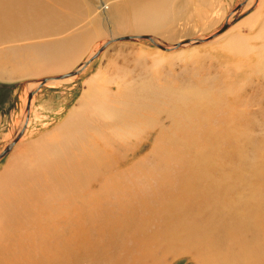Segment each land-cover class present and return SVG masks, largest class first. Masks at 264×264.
Returning <instances> with one entry per match:
<instances>
[{
	"label": "rangeland",
	"instance_id": "rangeland-1",
	"mask_svg": "<svg viewBox=\"0 0 264 264\" xmlns=\"http://www.w3.org/2000/svg\"><path fill=\"white\" fill-rule=\"evenodd\" d=\"M47 1L52 3V8L55 11L57 9L56 12H59L58 15L62 16V20L66 19L65 21H67L68 19L66 23L59 21L57 23L58 26L54 24V26L51 25L50 28L48 27L47 31L45 30V34L44 32H41L42 34L40 33V35L36 34L34 36V34H31L30 36L28 32L33 33L35 29L33 30L31 27H27L25 29L27 30L25 34H28L27 37L25 34H23L24 38L22 35L19 37L17 34L12 32H8L6 35L10 36L9 38L11 40L0 37V151L19 131L24 119L28 91L32 88H30V85L42 77H52L75 69L81 62L85 61L86 58H88L90 54L95 51V49H98L108 37L147 33L158 39L157 41H159V43H169L171 45L191 37L202 38L208 36L220 28L229 13L232 11L236 12L229 21V26L232 27V29H230L228 33H224L226 31H222L220 33L221 36L216 35L204 42L196 43L189 47L187 46V48H185L182 52L180 50H175V52L161 50L154 46L148 39H142L139 41H115L108 45L77 76L69 79L68 81H62L56 84H43L40 86L38 91L35 92L30 105V116L24 135L14 145V147L11 148L12 150L0 159V192H4L0 193V201H2V203L5 205V208H1L2 211H0V239L2 240L3 237L6 238H4L5 240L3 239L5 242L0 240V245L2 246L4 243L5 247V245H9L11 243L10 246L15 247V245H19L17 242L18 236L16 235L25 231L27 233V230H31L32 228V231L35 232L37 229L36 226H34L35 222L37 223L39 221L41 225L43 222L44 225L48 222V219H50L52 216H56V214L63 216L69 211L77 212L79 210L80 215L82 214L81 216L85 218H83V220L77 218V225L81 231L79 235L81 238H83L81 241L87 243H84L85 247L83 249L88 250V253L99 255V260L102 264L107 263L111 259L110 257H112L109 254L115 253L117 250L118 253H122L124 250L128 253V255L131 251L130 256L133 255V259L135 256L137 257V255H141L139 252H137L140 251V246L134 242H145V239L148 240L147 235L151 236V238L154 236L159 238V242L156 240H151L150 238L149 241H147L148 244L145 243V246L148 245V247L145 249V255L148 254L149 256H153V259L156 258L157 260L160 258V261L158 260L159 263L195 264V262L190 259V255L192 256V254H195V251L198 252V249L200 251L199 253L201 254L198 255L199 253H196V256L198 255V258L202 257L203 260H200L203 263H207L204 262L203 257L207 256V252L209 253L211 250H214L211 246L206 247L208 251L204 248L202 249L205 251H202L200 248H188L184 247L182 241H177L171 237L173 234V229H175L174 224L176 225V222L179 221L178 217L182 213L179 209L183 208L185 202L178 201L170 208L165 206L162 208V198L158 194L153 193V188L157 187L156 179L164 174L167 177H165V180H168L171 183L176 182L178 186V180H176L175 176L176 171H174V162L178 164L182 162V160H176L177 157L174 156V152L180 150L182 156L189 155L190 157L194 155L193 152H197L199 150L198 148H201V146L203 149L204 140L196 135V128L199 127V130L204 128L205 122H207L208 126L206 131L211 132L220 131L221 129L235 131L234 129L236 128L235 132L238 134L240 133L239 137L242 138V140L239 138L238 141L243 146L241 158L240 154L237 153L235 154L236 156L222 157L220 155V158L217 157L215 159L214 151H207L206 149L208 148L206 147V149L203 150L206 154V158L211 163L210 168L215 165L217 171L219 169V172L225 171V173L222 175L226 174V177L228 176L225 185L226 187L223 188L222 192L213 189L211 195L222 194L223 197L230 199V197L233 195L235 196L237 191L242 192L241 188L244 187L245 183L253 181L258 186L261 181L264 180V0H168V2L165 3V7L162 9V12H160V14H164L163 16L166 18V21L163 23L160 30H154L149 27H145L142 30H134L131 25H126V29L123 27L120 34H116L120 28L113 18L111 11L112 5H114L116 2H123V4L127 6V9H130L128 10L129 14H126V21L132 22L139 15V11L137 9H132L130 4L127 5L125 0H79L78 6L75 5L73 9L64 8L63 6L54 3L52 0ZM239 3H242V5L236 8ZM60 7L62 10L60 9L59 11ZM64 9L65 11H63ZM145 11L142 13L143 19L145 18L148 23L154 24L155 20L152 18V13H154V10L149 13L150 10L148 9L147 12L149 14ZM229 26L227 28H229ZM52 27L54 30H51L53 29ZM237 31L240 32L241 37H237L233 34ZM9 34H11L12 37ZM251 35L255 36L252 44L259 47L260 54L258 52H254L252 53L254 56H251L244 61L242 59L240 64L237 65L239 61L231 59V46L233 45V47L237 49L235 42H241L240 48L244 50L247 47V43L252 38ZM249 36L250 38H248ZM14 37L15 40L12 39ZM25 37L27 39H25ZM3 39L7 43H5ZM56 41L57 43H60L59 47L57 46ZM227 43H230L231 46L227 45ZM155 59H160V64L158 63L156 65L153 63ZM97 73H99L100 76L92 79ZM88 84H92V86H95V88L97 85H101V93L106 92V94H103V98L105 99L102 98V100L98 101L97 104L102 108L103 111L110 110V116L115 117V119L111 120L110 122L109 131L112 127L119 128V126L125 124L126 129L128 128L129 131L128 134H131V137H126L124 140L112 137V134L106 129L99 128L101 124L100 122L98 123L97 120L86 125L80 131L81 135L76 137L71 136V138H69L70 136L68 135L67 139L66 132L64 133V131L59 130L62 128L64 121L68 120L67 117L70 110L77 106L81 99L80 97L83 94V91L88 87ZM183 92L185 94L190 92L204 94L205 96H208V103L210 105L204 104V107L200 103L197 105H194L193 103L181 105L178 104L179 102H177V105H175L176 102L174 101L173 97L177 93H179V95L184 94ZM172 105L175 107V110L172 111V113H169L168 110ZM202 108L206 110L202 111ZM230 114L232 115V118H230ZM213 117H217V120ZM223 118H227L228 120H224ZM67 122L69 124V121ZM199 124H203V127ZM232 124L238 125L235 127L236 125ZM91 125L95 126L90 130L89 126ZM123 126L120 128H122L124 131L125 129ZM162 128H168L170 130V133L173 136L172 142L160 136L159 133L160 129L162 130ZM178 131L181 132L179 133ZM86 133H93L94 135H91L92 137H90L87 136ZM156 134L157 136L159 135L158 138L160 140L156 137ZM200 134H202V130ZM59 135H63V137ZM44 138H46L47 141H45ZM64 138L65 140H63ZM38 139L43 143L40 147L37 146ZM199 140L200 142H198ZM32 141L34 142L31 143ZM93 141L96 143L98 147L97 149L99 150L97 160L95 154L93 156V154H90L87 149L88 143H91V146L93 149H95ZM187 141L191 144L194 141L195 146L193 145V148L188 150L182 149V142ZM152 142L154 144H152ZM46 143H48L49 146ZM207 143L209 144L210 140L206 141V144ZM78 144L80 147L77 146ZM81 145L84 149L81 147ZM32 146L34 147L32 148ZM150 146H152V149ZM38 148L39 150L40 148H43L45 152L47 151L46 154H43L49 158L46 167L36 168L37 171L34 169V173L29 169H25L22 172L17 171L18 173H16V166L20 167L22 163H33L32 165H34V163L37 164V159L39 156ZM56 150L57 154L55 155V158L49 156L51 153H53V151L56 152ZM81 152L83 154H81ZM110 152L112 155H110ZM17 158H19V161ZM232 164L233 166H231ZM42 165L43 164L41 163L40 166ZM10 167H12V169H9ZM207 171L210 170L208 169ZM26 172H28V174ZM110 173H114V175H111ZM103 174L106 175L105 178ZM107 174L108 176H111L107 177ZM35 176L36 178H31ZM20 177L22 180L19 179ZM117 177H119V180ZM169 177L171 179H169ZM26 179H28L29 183L27 181V183H23ZM105 179L106 181H104ZM120 179L121 182H123V187L120 184ZM219 179L221 178L217 179L215 175L214 177L211 175H205L204 183H216V181ZM49 181H51L50 184L48 183ZM105 182H107V186L105 185ZM116 182L119 184H116ZM22 184H24L23 187ZM29 184H31L33 188L31 185L27 188L26 185L29 186ZM100 184L104 185L100 187ZM13 185L16 186L14 187ZM97 185L100 188L97 187ZM118 185H120V188ZM236 185L240 186L238 187ZM17 186L19 188H17ZM51 186L54 188V190ZM136 186L139 188H136ZM112 187L113 190H111ZM232 187H234L235 190ZM49 188H51L52 191ZM56 188L59 189L60 192L56 191ZM94 188L95 190H93ZM134 188H136L135 191ZM99 189H101V191ZM129 189L134 191V194L132 191H129ZM184 189H186L187 192L192 190V188H190V186L188 187L187 185ZM118 190L120 191V194L118 193ZM122 190L128 191V193L131 192L132 194L129 195L127 192ZM116 191L118 194H116ZM69 192L71 194H69ZM142 192L144 194H148V200L144 199L145 202L142 200L143 197L146 198L147 196H143ZM19 193L22 194L21 197ZM152 193L154 196L150 195ZM115 194L117 196H113ZM135 194L136 197H134ZM36 195H38V197L42 200L37 199ZM120 195L123 196L119 197ZM125 195L127 197H124ZM205 195L206 194H204V196ZM48 196L52 200L49 199ZM132 196V203L130 201L129 202L131 204H129V202L127 203V201L130 200ZM46 197L48 198L46 199ZM156 197L160 199V201L159 199L158 201L161 205L158 203ZM206 197L212 198L213 196L206 195ZM43 198L46 200L44 199V201ZM65 198L68 199L65 200ZM163 198L166 199L168 196L165 194ZM53 199H55V202ZM82 199H84V201H82ZM153 199L154 201L156 200L155 202H157L158 206L155 202H153ZM63 200L66 202L68 201L67 204H65L66 202L64 203ZM89 200H92L93 202ZM121 200L123 202H121ZM203 200L204 199L201 201L204 202L205 200ZM116 201L121 204L119 205ZM149 201L153 202V204ZM24 202L27 203L23 204ZM51 202L54 203V207L52 205H47L49 208L45 206L46 203L51 204ZM69 202H72V204ZM124 202L126 203L125 205ZM146 202H148V204ZM97 203L99 204L97 205ZM150 203L152 206H150ZM144 204L147 205V207ZM194 204V201L188 202V205L190 206H194ZM83 205H87V208H85L86 210L81 207ZM116 205L119 206L116 208ZM129 205L132 206V208ZM100 206L102 213L101 211H98L100 210ZM109 206L113 207L110 208ZM153 206L156 207L154 208ZM73 207L74 209H71ZM148 207H150V210H148ZM158 207H160L163 211H161V209ZM53 208L55 209L54 212ZM106 208L110 209L105 210ZM140 208L143 209V213L141 212L142 209ZM151 208H154L155 212L151 211ZM88 209H90L91 212L87 211ZM128 209L130 210L128 211ZM131 209L134 210V212L131 211ZM145 209H147V212ZM92 210L94 214H92ZM121 210L123 211L120 213L119 211ZM112 211L113 213H111ZM79 213L77 214L79 215ZM116 214L119 216H115ZM149 215L151 218H148ZM28 216L31 217L33 222ZM15 217L17 218L16 220L14 219ZM26 217L28 219H26ZM166 217H168V219ZM173 217L176 220H173ZM163 218L166 220H163ZM119 219L122 221L118 222ZM185 219L191 220L193 218L190 215H186ZM102 220L104 222H102ZM131 221L133 223L128 224V222ZM141 221L144 223H141ZM159 221L162 222L160 225ZM186 221L190 222L188 220ZM191 221L193 222L194 220ZM17 223L21 225H18ZM113 223L115 224L113 225ZM56 224L57 226L55 227V231L59 233L64 226L62 219L59 220V222H56ZM101 224L104 226H101ZM139 224H143L144 226L141 227ZM115 225L116 228L114 227ZM131 225H133L135 229L138 228V230H141L142 232L134 230ZM82 226L84 227L83 229H81ZM163 226L165 227L163 228ZM30 227L32 228L30 229ZM129 229L133 231H130ZM157 229L161 230L158 231ZM151 230L153 232L156 231L157 233H153ZM47 231L48 230L44 231L43 233V236H45H42L44 240L47 237ZM147 231H150L151 234H147ZM131 232H134L132 235L134 234L133 237L135 238H139V236L143 238L144 235L143 241H141V238L137 239L138 241L136 239L134 240ZM3 234L4 236H2ZM94 234L95 236H92ZM106 236L109 237V241L107 240ZM116 236L118 237V240L116 239ZM8 239L9 241H7ZM10 239H12V241ZM6 241L7 243L9 242V244H7ZM19 241L20 244H22L21 242H23V240L21 241L19 238ZM175 244L176 246H174ZM69 247L73 249L71 245L67 244V248ZM91 247L96 251L91 250ZM149 247H151V250H149ZM170 247H173V250ZM67 248L65 250L69 252L70 249ZM129 248L133 249L129 251ZM236 248L238 249L240 246L237 245ZM157 250L158 253L156 252ZM182 252H184V254ZM78 255L83 254L81 253ZM145 255L142 254L139 256V259L137 257V260H140L141 264H145L142 261ZM76 257L77 260H80L78 263L88 260L81 259L82 256L76 255ZM257 259L258 260L255 261V263H263L261 258ZM129 260L131 261L130 257ZM137 260H135V262H137Z\"/></svg>",
	"mask_w": 264,
	"mask_h": 264
},
{
	"label": "bare ground",
	"instance_id": "bare-ground-1",
	"mask_svg": "<svg viewBox=\"0 0 264 264\" xmlns=\"http://www.w3.org/2000/svg\"><path fill=\"white\" fill-rule=\"evenodd\" d=\"M54 1V3L56 4H59L61 6H63L64 8H70V9H73L75 7V5L78 6L79 4V0H52ZM182 1V0H181ZM125 2H127V5L130 4V7L132 9H137L139 11V15L137 18H135L132 22H129V21H126V14L128 15L129 14V11L130 9H127V6L123 4V2H120V3H115L114 5H112L111 7V11H112V15H113V18L114 20L117 22V24L119 25V30L117 31L116 34H120V32L122 31L123 27L125 28L126 25H131L132 28H134V30H142L143 28L145 27H149L151 29H154V30H160L161 29V26L163 25V23L166 21L165 19V16H163L164 14H160V12H162V9L165 7V3L168 2V0H125ZM248 3V1H247ZM61 7L59 8V11H60ZM146 9V11H145ZM150 10L149 13H151L153 10L154 13H152V18L155 20L154 24H150L148 23L145 18L143 19L142 17V13L143 11L147 12V10ZM62 10V9H61ZM57 11V9H56ZM53 8H52V3L48 2L47 0H0V37H4V39H10L9 37L10 36H6L7 33L9 32H12V33H15L17 34L19 37L20 35H22V37L24 36L23 34H25V32L27 30H25L27 27H31L33 28V30L35 29V31L32 32H28L29 35L31 36V34L34 36L36 34H39L41 32H44V34L46 33L48 27L50 28V26H54V25H57V23L59 21H62L64 23H66L68 21H65V20H62V16H59V12L57 13ZM65 11V9L63 10ZM62 12V11H61ZM60 12V13H61ZM236 11H232L231 13H229V15L227 16L226 20L227 21H230L231 20V17L234 15ZM238 12V11H237ZM148 13V12H147ZM148 13V14H149ZM157 13V14H155ZM67 14V13H66ZM61 15V14H60ZM68 15V14H67ZM144 15V14H143ZM64 16V14H63ZM145 16V15H144ZM69 17V16H68ZM67 17V18H68ZM54 24V25H53ZM68 24V23H67ZM62 25V24H61ZM58 26V25H57ZM61 27V26H60ZM53 28V27H52ZM58 28V27H57ZM62 28V27H61ZM126 29V28H125ZM129 29V28H128ZM230 29H232V27L229 26V28L225 29L224 33H228L230 31ZM46 30V31H45ZM51 30H54L51 29ZM56 31V29H55ZM51 32V31H50ZM49 33V32H48ZM52 33V32H51ZM54 33V32H53ZM223 33V34H224ZM42 34V33H41ZM50 34V33H49ZM143 34H147V33H143ZM235 36L237 37H241V34L239 31L237 32H234L233 33ZM11 35V34H9ZM26 35V34H25ZM28 35V34H27ZM26 35V37H27ZM114 35V34H113ZM128 35H132V34H128ZM133 35H136V34H133ZM137 35H142V34H137ZM220 35V34H218ZM14 36V34H13ZM16 36V35H15ZM29 36V37H30ZM44 36V35H43ZM47 36V35H46ZM119 36H122V35H118L116 37H108L106 40L108 39H114V38H117ZM170 36V35H169ZM221 36V35H220ZM252 36V35H251ZM12 37V35H11ZM25 37V39H27ZM152 39L154 38L155 40V43L152 44L154 46H156L157 48L161 49V50H164V51H183L185 48H187V46H191V45H194L196 44L195 42L199 39V37H191V38H187L183 41H179V42H176L174 44H169V43H165V44H162L161 42L159 43V41H157L158 39H156L153 35L151 36ZM219 37V36H218ZM17 38V36H16ZM24 38V37H23ZM204 38V37H202ZM250 38V36L248 37ZM255 38V36H252V38L250 39V41L247 43V47L242 50L240 47L241 45V42H235V45L237 47V49H235L233 47V45L231 46L230 43H227V45H230L231 48H232V52H231V59L232 60H238L239 63L237 65L240 64V61L243 59L246 60L248 58H250L251 56H254V54L252 53H256L259 52V47L252 44L253 43V39ZM3 39V40H4ZM13 40H15V37L12 38ZM66 39V38H64ZM64 39H61V40H64ZM71 39V38H70ZM11 40V39H10ZM67 40V39H66ZM139 40H142V39H137V40H133V39H129V40H119V41H139ZM32 41V40H31ZM60 41V40H59ZM2 42V41H1ZM5 42V40H4ZM9 42V41H8ZM19 42V41H18ZM72 42V40H71ZM105 42V41H104ZM103 42V43H104ZM7 43V42H5ZM13 43V42H12ZM57 43V41H56ZM102 43V44H103ZM111 43L113 42H110L106 45V47L108 45H110ZM53 44V42H52ZM55 44V43H54ZM177 44H181L180 47H176ZM11 45V44H10ZM9 45V46H10ZM51 45V44H50ZM63 45V44H61ZM8 46V47H9ZM57 46L59 47L60 46V43H57ZM161 46V47H160ZM105 47V48H106ZM162 47H165V49H163ZM52 48V47H51ZM104 48V49H105ZM183 48V49H181ZM6 49V48H5ZM103 49V50H104ZM102 50V51H103ZM192 50V49H191ZM97 51V49H95V51L93 53H95ZM100 51L98 53V55L102 52ZM53 52V51H52ZM141 52V51H140ZM162 52V51H161ZM180 52V53H181ZM92 53V54H93ZM3 54V53H2ZM90 54V56L92 55ZM4 55V54H3ZM262 55V54H261ZM264 55V54H263ZM262 55V56H263ZM53 56V55H52ZM89 56V57H90ZM88 57V58H89ZM86 58V60L88 59ZM96 58V57H95ZM94 58V59H95ZM158 58V57H157ZM85 60V61H86ZM258 60V59H257ZM92 61V60H91ZM90 61V62H91ZM160 59H155L153 63H155L156 65L159 63L160 64ZM242 61V63H243ZM84 62V61H83ZM83 62H81L75 69H80L79 73L84 70L86 68V66L90 63H88L87 65H82ZM246 62V61H245ZM237 63V62H236ZM235 63V64H236ZM238 67V66H236ZM73 70V69H72ZM71 71V70H70ZM69 72V71H67ZM79 73L77 74H74V75H71V76H68L66 78H63V79H48L46 81L45 84H56V83H60L62 81H68L69 79L77 76ZM62 74V73H61ZM98 76H100L99 73H97L92 79H95L97 78ZM54 77V76H52ZM42 78H45V77H42ZM41 78V79H42ZM48 78H51V77H48ZM39 79L38 81H36L35 83L31 84L30 85V90L34 89L38 84H39V81L41 80ZM100 79V78H99ZM98 80V79H97ZM94 81V80H93ZM95 82V81H94ZM99 82V81H98ZM114 82V80H113ZM115 83V82H114ZM119 87V86H118ZM101 88L102 86L101 85H97L96 88L95 86H92V84H88V87L83 91V94L81 95V99L80 101L78 102L77 106L73 107L69 114H68V117L66 121H64V123L62 124V128H60L59 130L61 131H64V133L66 132L67 134V139H68V135L70 136L69 138H71V136H79L81 135L80 134V131L88 124H91L92 122L94 121H98V123L100 122L101 126H104V127H101L99 126V128H104L106 129L109 133L112 134V137H116V138H119V139H126V137H131V134H128L129 131H128V128L126 129V125L125 124H122L121 126H123V128L125 129L123 131L122 128H120L121 126H119V128H114L112 127L109 131V125H110V122L111 120H114L115 117L113 116H110V110L109 111H103L102 108L97 104L98 101L102 100V98L104 97L103 94H106V92H103L101 93ZM121 88V87H120ZM117 89V88H116ZM29 90V91H30ZM119 90V88H118ZM28 91V92H29ZM38 91V90H37ZM168 91V90H167ZM124 93V92H123ZM184 93V92H183ZM35 94V93H34ZM34 94L31 96L30 98V105H31V102H32V99H33V96ZM117 94V92H116ZM133 94V93H132ZM173 94V93H172ZM127 95V94H126ZM125 95V96H126ZM170 95V94H168ZM106 96V95H105ZM139 96V95H138ZM168 97V96H167ZM173 97V96H172ZM174 101L176 102L175 105H177V102H179L178 104H181V105H184L186 103H193L194 105H197L198 103H200L203 107H204V104L208 105V101H209V98L208 96H205L204 94H200L198 92H190V93H187V94H180L177 93L174 97ZM105 99V98H103ZM27 101V100H26ZM105 101V100H104ZM173 101V102H174ZM211 102V101H210ZM216 102V101H215ZM213 104V103H212ZM215 104V103H214ZM30 105H29V116H30ZM108 105V104H107ZM106 105V106H107ZM210 105V104H209ZM260 105V104H259ZM26 106V104H25ZM151 106V105H150ZM191 106V105H190ZM219 106V105H218ZM180 107V105H179ZM182 107V106H181ZM198 107V106H197ZM209 107V106H208ZM212 107V106H211ZM210 107V109H211ZM101 108V109H100ZM190 108V107H189ZM214 108V107H213ZM212 108V109H213ZM259 108V107H258ZM168 110V109H167ZM175 110V107L172 105L168 112L169 113H172V111ZM203 110H206V109H203L202 108V111ZM209 110V108H208ZM231 110V109H229ZM201 111V110H200ZM201 111V112H202ZM190 112V111H189ZM199 112V110H198ZM26 113V111H25ZM211 113V112H210ZM116 114V113H115ZM212 114V113H211ZM229 114V113H228ZM204 115V114H203ZM227 115V114H226ZM231 115V114H230ZM29 116H28V119H27V122H26V126L28 124V120H29ZM207 116V115H206ZM228 116V115H227ZM183 117V116H182ZM229 117V116H228ZM77 118V119H75ZM179 118V117H178ZM190 118V117H189ZM214 119H216L215 117H213ZM222 118V117H221ZM225 118V117H224ZM223 118V119H224ZM232 118V115L231 117ZM66 119V118H65ZM172 119V118H171ZM182 119V118H181ZM227 119V118H226ZM224 119V120H226ZM24 120H25V114H24V119L22 121V124L20 126V128L23 126L24 124ZM87 120V121H86ZM91 120V121H90ZM174 120V119H173ZM217 120V119H216ZM221 120V119H219ZM228 120V119H227ZM69 121V124L68 122ZM176 121V120H175ZM233 121V120H232ZM89 122V123H88ZM205 122V121H204ZM202 122V123H204ZM219 122V121H218ZM224 122V121H223ZM228 122V121H227ZM120 123V122H119ZM240 123V122H239ZM118 124V123H117ZM205 124V127L204 128H201L200 130L198 128H196V135H198L199 137H201V139L204 140V146H203V149H202V146L201 148H198L199 150L201 151H197V152H193L194 155L190 156H182V154L180 153V150H177V152L175 153L174 152V156L177 157L176 160H182V162L180 163H176L174 162V171H176V180H178V186L176 184V182L174 183H171L170 181L168 180H165L167 177L166 175H161L159 176L158 179H156V185L157 187L153 188L154 191L153 193H156L158 194L159 196H161L162 198V208L165 206V207H171L173 205H175L178 201H184L185 204L183 206V208L179 209L182 213L179 215V221L176 222V225L174 224L175 226V229H173V234L171 235L172 238H174L175 240L177 241H182V243L184 244V247H194L196 249L200 248H204L206 249V247H212L214 250H211V252H203V253H206V257H203L204 258V262H207V263H203L200 259H202V257L198 258V255H200L201 253H199V249H198V252L195 251L196 253H199L197 256H196V253L195 254H192V256L190 255V259L193 260V262H195V264H264V180L261 181V183L257 186L253 181L252 182H248V183H243L244 184V187L241 188L242 192H239L237 191L235 196L233 195L232 197L229 198H226V197H223V195H218V194H214V195H211V192L213 189L215 190H219L222 192L223 188L226 187V182H227V178L228 176L226 177V174L225 175H222L224 172H219V170L217 171V168L214 166H211V163L208 161V159L206 158V154L205 152L203 151L204 149H206L207 151L210 150V151H214L215 153V159L218 157L220 158V155L222 157H227V156H234L235 154H240V158L242 157L241 154H242V151H243V146L241 145V143H239L238 139L241 138L239 137V134L236 133V128L234 129L235 131H230V130H227V129H221L220 131H206V128L208 127L207 126V122L204 123ZM225 124V123H224ZM223 124V125H224ZM230 124V123H229ZM113 125V124H112ZM128 125V124H127ZM200 126H202L201 124H199ZM219 125V124H218ZM221 125V126H223ZM232 125H236V124H232ZM238 125V124H237ZM237 125L235 127H237ZM243 125V124H242ZM240 125V126H242ZM95 125H91L89 126L90 127V130L92 127H94ZM183 126V125H182ZM217 126V125H216ZM226 126V125H225ZM224 126V128H225ZM231 126V125H230ZM163 127V126H162ZM171 127V126H170ZM184 127V126H183ZM203 127V126H202ZM210 127V126H209ZM19 128V129H20ZM26 128L25 127V131H26ZM215 128V127H214ZM219 128V127H217ZM221 128V127H220ZM228 128V126H227ZM121 129V130H120ZM157 129V128H156ZM184 129V128H183ZM202 130V134H200ZM215 130V129H214ZM232 130V129H231ZM24 131V133H25ZM186 131V130H185ZM189 131V130H188ZM239 131V130H238ZM156 132V131H155ZM179 132V131H178ZM181 132V131H180ZM179 132V133H180ZM24 133L22 134V136L24 135ZM108 133V134H109ZM132 133V132H131ZM175 133V132H174ZM187 133V132H186ZM242 133V131H241ZM59 134V133H58ZM57 134V135H58ZM160 136H162L164 139L172 142L173 141V136L172 134L170 133V130L168 128H162V130L160 129ZM87 136H90L92 137L94 134L93 133H90V134H87ZM92 135V136H91ZM97 135V134H96ZM106 135V134H105ZM182 135H185V134H182ZM246 135V134H245ZM21 136V137H22ZM55 136V134H54ZM61 137H63V135H59ZM107 136V135H106ZM110 136V135H109ZM159 136V135H158ZM157 134H156V137L158 138ZM207 136V137H206ZM243 136V134H242ZM20 137V138H21ZM66 137V136H65ZM155 137V136H154ZM180 137V135H179ZM20 138L15 142V144L20 140ZM156 138V139H157ZM190 138V137H189ZM246 138V137H245ZM155 139V138H154ZM159 139V138H158ZM244 139V138H243ZM45 141L46 138H44ZM61 140V138H60ZM65 140V138L63 139ZM92 140V139H91ZM117 140V139H116ZM160 140V139H159ZM193 140V139H192ZM210 140V143L206 144V141ZM242 140V138H241ZM245 140V139H244ZM248 140V139H247ZM35 141V140H34ZM34 141H32L31 143H33ZM43 141V139H42ZM154 141V140H153ZM157 141V140H156ZM155 141V142H156ZM181 141V140H180ZM37 142V141H36ZM87 142V141H86ZM121 142V141H120ZM143 142V141H142ZM192 142V141H191ZM200 142V140L198 141ZM135 143V142H134ZM157 143V142H156ZM159 143V142H158ZM162 143V142H161ZM14 144V145H15ZM43 143L41 141H39L38 139V142H37V146L40 147ZM48 144V143H46ZM77 144V143H76ZM82 144V143H81ZM90 144V145H89ZM93 144H94V147L95 149H93V147L91 146V143H88L87 145V149L89 151L90 154H95L96 156V160H97V156H98V147L96 145V143L93 141ZM152 144H154L152 142ZM244 144V143H243ZM13 145V147H14ZM28 145V144H27ZM157 145V144H156ZM155 145V146H156ZM166 145V144H165ZM195 146V142L193 141L192 144L190 142H182V149H190V148H193L192 146ZM36 146V145H35ZM36 146V148H37ZM49 146V144H48ZM54 146V145H53ZM79 146V144L77 145ZM154 146V145H152ZM152 146L151 149H152ZM169 146V145H168ZM177 146V145H176ZM12 147V148H13ZM29 147V146H28ZM34 146H32L33 148ZM47 147V146H45ZM52 147V146H51ZM56 147V146H55ZM80 147V146H79ZM82 147V145H81ZM133 147V145H132ZM141 147V146H139ZM138 147V148H139ZM206 147V148H205ZM53 148V147H52ZM76 148V147H75ZM83 148V147H82ZM46 149V148H45ZM84 149V148H83ZM154 149V148H153ZM246 149V148H245ZM12 149H10L11 151ZM60 150V149H59ZM192 150V149H191ZM205 150V151H206ZM9 151V152H10ZM44 153H43V152ZM63 151V150H62ZM68 151V149H67ZM47 152V151H46ZM46 152L43 150V148H38V159H37V164L34 163V165H32L33 163L31 164H28V163H25V164H21L20 167L19 166H16V173H18L17 171H20L22 172L23 170L25 169H29L31 170V172L34 173V169L36 170V168H41V167H46L47 165V162L49 161V158L46 156V155H43V154H46ZM66 152V150H65ZM72 152V150H71ZM74 152V151H73ZM136 152V150H135ZM29 153V152H28ZM67 153V152H66ZM196 153V154H195ZM50 154V153H49ZM57 154V150L56 152L53 151V153H51L49 156L51 157H54L55 158V155ZM81 154H83L81 152ZM18 155V154H17ZM110 155L111 152H110ZM236 156V155H235ZM239 156V155H238ZM88 157V156H87ZM12 158V157H11ZM52 158V159H54ZM71 158V157H70ZM84 158V156H83ZM86 158V157H85ZM18 161H19V158H17ZM51 159V160H52ZM58 159V157H57ZM214 159V160H215ZM50 160V161H51ZM81 160V159H80ZM91 160V159H90ZM219 160V159H218ZM36 161V160H35ZM64 161V160H63ZM94 161V160H93ZM134 161V160H133ZM54 162V161H53ZM56 162V161H55ZM61 162V161H60ZM215 162V161H214ZM10 163V162H9ZM8 163V164H9ZM43 164L42 166H40V164ZM216 163V162H215ZM220 163V162H219ZM231 163V162H230ZM18 164V163H17ZM134 164V163H133ZM214 164V163H213ZM10 165V164H9ZM61 165V164H60ZM81 165V164H80ZM218 165V164H217ZM15 166V165H13ZM225 166V165H224ZM229 166V165H227ZM226 166V167H227ZM233 166V164L231 165ZM48 167V166H47ZM130 167V166H129ZM128 167V168H129ZM241 167V166H240ZM179 168V169H178ZM220 168V167H219ZM9 169H12V167H10ZM18 169V170H17ZM110 169V168H108ZM118 169V168H117ZM210 170V171H207V170ZM233 169V168H231ZM102 170V169H101ZM123 170V169H121ZM136 170V169H135ZM37 171V170H36ZM35 171V172H36ZM48 171V170H47ZM116 171V170H115ZM232 171V170H231ZM88 172V171H87ZM94 172V171H93ZM118 172V171H116ZM123 172V171H122ZM125 172V171H124ZM239 172V171H238ZM28 174V172H26ZM37 173V172H36ZM100 173V172H99ZM109 173V172H108ZM112 173V171H111ZM110 173V174H111ZM232 173V172H231ZM25 174V172H24ZM105 174V173H104ZM103 174V175H104ZM133 174V173H132ZM172 174V173H170ZM230 174V173H229ZM236 174V172H235ZM21 175V174H19ZM111 175H114L111 174ZM110 175V176H111ZM116 175V174H115ZM205 175L209 176H213L214 175L216 176V178H221L219 179L218 181H216V183H207L205 184L204 183V178H205ZM9 176V175H8ZM39 176V175H38ZM43 176V175H42ZM108 176L107 174V177H110ZM170 176V175H169ZM86 177V176H85ZM106 177V175H104V178ZM166 177V178H165ZM235 177V176H234ZM239 177V176H238ZM27 178V177H26ZM32 179L33 178H36L35 177H31ZM48 178H49V175H48ZM97 178V177H96ZM115 178V177H114ZM119 177H117L118 179ZM19 179L22 180V178L20 177ZM25 179V178H23ZM29 179V178H28ZM28 179L25 180V182L23 183H27L28 182ZM38 179V178H37ZM102 179V178H101ZM108 179V178H107ZM111 179V178H110ZM135 179V178H134ZM154 179V178H153ZM169 179H171L169 177ZM35 180V179H34ZM49 180H52V179H49ZM119 180V179H118ZM144 180V179H143ZM151 180V179H150ZM188 180V182H187ZM24 181V180H23ZM27 181V182H26ZM32 181V180H31ZM77 181V180H76ZM83 181V180H82ZM106 181V179L104 180ZM172 181V180H171ZM181 181V182H180ZM186 181V182H185ZM255 181V180H254ZM18 182V181H17ZM35 182V181H34ZM33 182V183H34ZM57 182V181H56ZM99 182V181H98ZM103 182V180H102ZM118 182V181H117ZM116 184H119L117 183ZM120 182H121V179H120ZM132 182V181H131ZM146 182V181H145ZM154 182V181H153ZM158 182V183H157ZM173 182V181H172ZM258 182V181H257ZM16 183V182H15ZM29 183V182H28ZM49 184L51 183V181L48 182ZM54 183V182H53ZM52 183V184H53ZM104 183V182H103ZM115 183V182H113ZM123 182H121L120 184L122 185L123 187ZM233 183V182H231ZM238 183V182H237ZM241 183V184H242ZM17 184V183H16ZM35 184V183H34ZM48 184V185H49ZM61 184V183H60ZM68 184V183H67ZM99 184V183H98ZM107 184V182H105V185ZM130 184V183H129ZM242 184V185H243ZM24 184H22V187H23ZM28 185V184H27ZM26 187H30L31 184H29V186ZM64 185V184H63ZM104 185V184H100V187ZM136 185V184H135ZM190 186V188H192V190H189L190 192H187L185 188V186ZM230 185V183H229ZM14 186V185H13ZM16 186V185H15ZM14 186V187H15ZM19 186V185H18ZM17 186V188H19ZM55 186V185H53ZM81 186V185H80ZM107 186V185H106ZM114 186V185H113ZM120 185H118L119 187ZM127 186V185H126ZM231 186V185H230ZM238 186V185H236ZM240 186V185H239ZM238 186V187H239ZM32 187V185H31ZM49 187V186H48ZM52 187V186H51ZM56 187H57V184H56ZM65 187V186H64ZM97 187H99L97 185ZM99 187V188H100ZM116 187V186H115ZM121 187V188H122ZM125 187V186H124ZM130 187V186H129ZM128 187V188H129ZM235 187V186H234ZM234 187H232L234 189ZM33 188V187H32ZM31 188V189H32ZM96 188V186H95ZM95 188L93 190H95ZM108 188V187H107ZM120 188V187H119ZM118 188V189H119ZM136 188H139L138 186H136ZM134 188V191L135 189ZM51 190V188H49ZM48 189V190H49ZM52 189L54 190V188L52 187ZM82 189V188H81ZM89 189V188H88ZM132 189V188H131ZM227 189V188H226ZM237 189V188H236ZM23 190V189H22ZM21 190V191H22ZM69 190V189H68ZM73 190V189H72ZM90 190V189H89ZM101 191V189H99ZM103 190V189H102ZM113 190V187L112 189ZM120 190V189H119ZM118 190V193L120 194V191ZM126 190V189H125ZM125 190H122V191H125ZM138 190V189H137ZM136 190V191H137ZM235 190V189H234ZM11 191V190H10ZM28 191V190H27ZM52 191V190H51ZM56 191L60 192L59 189L56 188ZM129 191H132L129 189ZM134 191L133 194H134ZM226 191V190H225ZM232 191V190H231ZM3 192V191H2ZM0 192V193H2ZM7 192V191H6ZM50 192V191H49ZM66 192V191H65ZM74 192V191H73ZM94 192V191H92ZM98 192V190H97ZM128 193V191H125ZM4 193V192H3ZM12 193V192H11ZM64 193V192H63ZM67 193V192H66ZM87 193V192H86ZM104 193V192H103ZM117 191H116V194H118ZM122 193V192H121ZM126 193V194H127ZM137 193H140V192H137ZM143 193V192H142ZM150 194V195H153ZM234 193V192H233ZM20 194V193H19ZM54 194V193H53ZM69 194H71L69 192ZM88 194V193H87ZM113 195V196H117V195ZM123 194V193H122ZM129 195L132 194L131 192L128 193ZM166 194V196H168V198H163V196ZM204 194L206 195H210V196H213L212 198H209V197H206V195L204 196ZM230 194V192H229ZM8 195V194H7ZM22 194H20V197H21ZM48 195V194H47ZM61 195H62V192H61ZM64 195V194H63ZM68 195V194H66ZM124 195V194H123ZM123 195H120L119 197H122ZM157 195V196H158ZM25 196V195H24ZM37 196V199H40ZM45 196V195H44ZM50 196V195H49ZM48 196V197H49ZM112 196V195H111ZM139 196V195H137ZM142 196V195H141ZM143 196H147L146 198L143 197V202L144 199L148 200V194H144L143 193ZM154 196V195H153ZM158 196V197H159ZM2 197V196H1ZM7 197V196H6ZM46 197V199L48 198ZM52 197V196H51ZM64 197V196H63ZM68 197V196H66ZM108 197V196H107ZM118 197V198H119ZM124 197H127L126 195ZM123 197V198H124ZM136 197V194L135 196ZM157 198V201L158 199L160 198ZM229 197V196H228ZM13 198V197H11ZM42 198V196H41ZM53 198V197H52ZM70 198V197H69ZM75 198V197H74ZM73 198V199H74ZM85 198V197H83ZM91 198V197H89ZM95 198V197H94ZM100 198V197H99ZM102 198V197H101ZM122 198V199H123ZM142 198V197H140ZM152 198V196H151ZM45 198H43L44 200ZM45 199V200H46ZM49 199H51L49 197ZM48 199V200H49ZM68 198H65V200H67ZM93 199V198H92ZM96 199V198H95ZM116 199V198H115ZM120 199V198H119ZM118 199V200H119ZM126 199V198H124ZM123 199V201H124ZM129 199V197H128ZM133 199V196L130 200L127 201V203L130 201L132 203V200ZM134 199H137V198H134ZM155 199V198H154ZM153 199V202H155ZM204 199L202 202L201 200ZM34 200V199H33ZM42 200V199H40ZM44 200V201H45ZM52 200V199H51ZM54 202H55V199H53ZM94 200V199H93ZM150 200V199H149ZM35 201V200H34ZM64 201V200H63ZM82 201H84V199H82ZM81 201V202H82ZM91 202H93L92 200H89ZM106 201V200H105ZM110 201V199H109ZM121 200V202H123ZM141 201V200H140ZM160 201V199H159ZM158 201V203H159ZM195 202L194 206H190L188 205V202ZM41 202V201H40ZM66 201H64L65 203ZM68 202V201H67ZM67 202L65 204H67ZM73 202V201H72ZM72 202H69L72 204ZM88 202V201H87ZM107 202V201H106ZM118 202V201H116ZM126 202V201H125ZM124 202V205L126 204ZM129 202V204H131ZM135 202V201H134ZM138 202V201H137ZM142 202V203H143ZM151 202V201H149ZM153 202H151L153 204ZM5 203V202H4ZM27 202H24L23 204H25ZM35 203V202H34ZM39 203V201H38ZM60 203H61V200H60ZM63 203V202H62ZM63 203V204H64ZM136 203V202H135ZM139 203V202H138ZM148 204V202H146ZM150 203V206H152V204ZM157 204V202H155ZM54 203L51 202V204L49 203H46L45 206H49V205H52L53 206ZM99 203H97L98 205ZM105 204V203H104ZM107 204V203H106ZM117 204V203H116ZM118 204L120 205L121 203L118 202ZM134 204V203H133ZM160 204V203H159ZM29 205V204H28ZM43 205V204H42ZM57 205V204H56ZM81 205V204H80ZM111 205V204H109ZM114 205V204H112ZM119 205H116V208L117 206ZM123 205V206H124ZM136 205V204H135ZM140 205V204H138ZM145 205V204H144ZM161 205V204H160ZM159 205V206H160ZM47 206V207H48ZM58 206V205H57ZM72 206V205H70ZM69 206V207H70ZM90 206V205H89ZM130 206V205H129ZM141 206V205H140ZM147 207V205H145ZM158 206V204H157ZM28 207V206H27ZM26 207V208H27ZM43 207V206H42ZM41 207V208H42ZM45 207V208H47ZM54 207V206H53ZM60 207V206H59ZM65 207V205H64ZM75 207V205H74ZM71 208V209H74ZM82 208H87V205H83L81 206ZM93 207V206H92ZM97 207V206H96ZM103 207V205H102ZM110 207V206H109ZM113 207V206H112ZM110 207V208H112ZM126 207V206H125ZM132 208V206H130ZM134 207V206H133ZM154 208L156 206H153ZM1 208H5V205L2 203V201H0V211H2ZM49 208V207H48ZM47 208V209H48ZM66 208V207H65ZM64 208V209H65ZM91 208V207H90ZM100 210L98 211H101L102 213V210H101V206L99 207ZM98 208V209H99ZM110 208H106L105 210L107 209H110ZM115 208V207H114ZM115 208V209H116ZM119 208V207H118ZM127 208V207H126ZM135 208V207H134ZM150 210V207H148ZM154 208L152 209L151 208V211L155 212L154 211ZM159 209H161L160 207H158ZM168 208V209H169ZM54 209V208H53ZM52 209V210H53ZM59 209V208H58ZM63 209V208H62ZM61 209V210H62ZM81 209V208H80ZM92 209V208H91ZM114 209V210H115ZM124 209V208H122ZM142 209V208H140ZM167 209V210H168ZM25 210V209H24ZM32 210H35V209H32ZM31 210V211H32ZM42 210V209H41ZM45 210V209H44ZM60 210V211H61ZM86 210V209H85ZM94 210V209H93ZM92 210V214H94ZM113 210V211H114ZM130 209H128L129 211ZM147 209H145L146 211ZM156 210V209H155ZM39 211V210H38ZM55 211V209L53 210V212ZM69 211V210H68ZM87 211H90V209H88ZM113 211L111 213H113ZM118 211V210H117ZM123 210L119 211L120 213L122 212ZM131 211L134 212V210L131 209ZM130 211V212H131ZM139 211V209H138ZM160 211V210H159ZM161 211H163L161 209ZM170 211V210H169ZM178 211V210H177ZM30 212V210H29ZM62 212V211H61ZM66 212V211H65ZM91 212V211H90ZM89 212V213H90ZM107 212V211H106ZM127 212V210H126ZM142 213L144 212L143 209L141 211ZM147 212V211H146ZM149 212V211H148ZM168 212V211H166ZM171 212V211H170ZM3 213V212H2ZM79 213V210L77 212H68L66 214H64L63 216L61 215H57L56 216H50L51 218L48 219V222L45 223L43 225V222H42V225L40 224V222L38 221L37 223L35 222L34 226H36V231L33 232L32 231V227H30L31 230H27L29 228L26 229L27 230V233H30V234H27L26 231L25 232H22V233H19L18 235V239H17V242L19 245H15V247H12L10 246L9 242L7 243V241H9V239L6 241L7 244L9 245H5L4 247V243L2 244V246L0 245V264H102L99 260V255L97 254H93V253H88V250L86 249H83L85 247V242L81 241V238L79 233H81L80 229L78 228V225H77V218L83 220V216L77 214ZM118 213V212H117ZM129 213V212H128ZM28 214V213H27ZM88 214V213H87ZM96 214V213H95ZM100 214V213H99ZM115 214V213H114ZM119 214V213H118ZM118 214H116L115 216H117ZM123 214V213H122ZM125 214V212H124ZM123 214V215H124ZM154 214V213H153ZM152 214V215H153ZM160 214V213H158ZM190 215L193 219L191 220H194L193 222L189 219H185L186 218V215ZM30 215V214H29ZM51 215V214H49ZM55 215V214H54ZM89 215V214H88ZM87 215V216H88ZM91 215V214H90ZM126 215V214H125ZM132 215V214H131ZM142 215V214H141ZM37 216V215H36ZM92 216V215H91ZM119 216V215H118ZM129 216V215H128ZM155 216V215H154ZM169 216V215H168ZM182 216V217H180ZM202 216V217H201ZM2 217V216H1ZM29 217V216H28ZM35 217V216H33ZM99 217V216H98ZM126 217V216H125ZM147 217V215H146ZM150 217V215L148 216V218ZM153 217V216H152ZM157 217V216H156ZM155 217V218H156ZM161 217V216H159ZM164 217V216H163ZM22 218V217H21ZM31 219V217H29ZM42 218V217H41ZM60 218V219H59ZM88 218V217H87ZM90 218V217H89ZM127 218V217H126ZM130 218V217H128ZM132 218V217H131ZM147 218V219H148ZM151 218V217H150ZM153 218V219H155ZM168 219V217H166ZM174 218V217H173ZM15 220L17 219L16 217L14 218ZM26 219H28L26 217ZM63 221V227L62 229L60 230V232L58 233L57 231H55V227L57 226L56 222H59V220ZM85 219V218H84ZM93 219V218H92ZM91 219V220H92ZM98 219V218H97ZM109 219V217H108ZM117 219V218H115ZM114 219V220H115ZM124 219V218H122ZM165 218H163L164 220ZM22 220V219H21ZM35 220V219H34ZM38 220V219H37ZM40 220V219H39ZM125 220V219H124ZM152 220V219H151ZM157 220V219H156ZM154 220V221H156ZM166 220V219H165ZM173 220H176L175 218ZM186 220L190 221V222H187ZM25 221V220H24ZM29 221V220H28ZM32 221V219H31ZM87 221V220H86ZM84 221V222H86ZM89 221V219H88ZM93 221V220H92ZM97 221V220H96ZM95 221V222H96ZM106 221V220H105ZM108 221V220H107ZM122 220L119 219L118 222H121ZM150 221V220H149ZM158 221V220H157ZM33 222V221H32ZM90 222V221H89ZM94 222V223H95ZM102 222H104L102 220ZM112 222V221H111ZM110 222V223H111ZM170 222V221H169ZM29 223V222H28ZM31 223V222H30ZM98 223V222H97ZM106 223V222H105ZM126 223V222H125ZM132 224L133 222H128V224ZM140 223V221H139ZM141 223H144L141 221ZM162 222L159 221V225L161 224ZM172 223V222H171ZM175 223V222H174ZM7 224V223H6ZM18 225H21L19 223H17ZM16 224V225H17ZM33 224V223H32ZM59 224V223H58ZM85 224V223H84ZM103 224V223H102ZM101 226H104L102 225ZM115 223H113L114 225ZM166 224V223H164ZM1 225V224H0ZM28 225V224H26ZM61 225V224H60ZM96 225V223H95ZM110 225V224H109ZM121 225V223H120ZM141 227L144 226L143 224H139ZM138 225V226H139ZM171 225V224H170ZM169 225V226H170ZM42 226V227H41ZM85 226V225H84ZM87 226V225H86ZM112 226V225H111ZM123 226V225H122ZM121 226V227H122ZM133 227V225H131ZM135 226V225H134ZM162 226V225H161ZM167 226V225H166ZM173 226V225H171ZM3 227V226H2ZM116 228V225L114 226ZM131 227V228H132ZM140 227V228H141ZM165 226H163L164 228ZM168 227V226H167ZM4 228V227H3ZM19 228V227H17ZM25 228V226H24ZM23 228V229H24ZM60 228V227H59ZM84 227L82 226L81 229H83ZM90 228V227H88ZM99 228V227H98ZM107 228V227H106ZM120 228V227H119ZM130 228V227H129ZM134 230L136 231H141V230H138L135 229V227H133ZM149 228V227H147ZM1 229V228H0ZM100 229V228H99ZM112 229V228H111ZM110 229V230H111ZM121 229V228H120ZM124 229V228H123ZM159 229V228H158ZM157 229V230H158ZM171 229V227H170ZM20 230V229H19ZM35 230V229H34ZM38 230V231H37ZM47 231V237L46 239L44 240L43 236L44 234V231ZM64 230V231H63ZM90 230V229H89ZM93 230V229H92ZM95 230V229H94ZM106 230V229H105ZM130 230V229H129ZM143 230V229H142ZM147 230V229H146ZM156 230V229H155ZM161 230V229H160ZM158 230V231H160ZM165 230V229H164ZM168 230V228H167ZM59 231V230H58ZM98 231V230H97ZM112 231V230H111ZM114 231V230H113ZM123 231V230H122ZM127 231V229H126ZM130 231H133V230H130ZM129 231V232H130ZM135 231V232H136ZM152 231V230H151ZM2 232V231H1ZM13 232V231H12ZM16 232V231H15ZM20 232V231H19ZM32 232V233H31ZM57 232V233H56ZM94 232V231H92ZM91 232V233H92ZM119 232V231H117ZM125 232V231H123ZM142 232V231H141ZM148 232V231H147ZM153 232V231H152ZM156 232V231H154ZM153 232V233H154ZM169 232V231H168ZM96 233V232H95ZM108 233V232H106ZM113 233V232H111ZM128 233V231H127ZM132 233L134 232H131V235ZM138 233V232H137ZM150 231L147 233L149 234ZM157 233V232H156ZM161 233V232H159ZM167 233V232H166ZM165 233V234H166ZM16 234V233H15ZM14 234V236H15ZM60 234V235H58ZM62 234V235H61ZM90 234V233H89ZM103 234V232H102ZM118 234V233H117ZM151 234V233H150ZM163 234V233H162ZM171 234V233H170ZM84 235V234H83ZM112 235V234H111ZM123 235V234H121ZM134 235V234H133ZM132 235V237H133ZM138 235V234H137ZM141 235V234H140ZM4 236V234L2 235ZM43 236V237H42ZM64 236V238H63ZM90 236V235H89ZM92 236H95L92 235ZM109 236V235H108ZM124 236V235H123ZM129 236H130V233H129ZM128 236V238H129ZM135 236H136V233H135ZM139 236V235H138ZM137 236V237H138ZM142 236V235H141ZM146 236V235H145ZM154 236V235H153ZM13 237V235H12ZM98 237V236H97ZM107 237V236H106ZM126 237V236H125ZM148 240L145 239V242H139L137 239L141 238L139 236V238H135L133 237V239L137 240L138 242H134L136 244H138V246H140L139 248L140 251H137L139 252V254H144L145 255V249L148 247L145 246L147 243V241H149V239L151 238V236H148ZM152 237L151 240H156L158 241L159 238L158 237ZM170 237V236H168ZM5 237H3L4 239ZM19 238L21 239V241L23 240V242H21L22 244H20V241H19ZM109 237H107V240H108ZM114 238V237H113ZM118 237L116 236V239ZM2 239V240H3ZM6 239V238H5ZM4 239V240H5ZM90 239V238H89ZM132 239V240H133ZM144 239V235H143V238H141V241H143ZM1 240V239H0ZM1 240V241H2ZM3 240V242H5ZM12 241V239H10ZM118 240V239H117ZM167 240V238H166ZM109 241V240H108ZM112 241V240H111ZM14 242V240H13ZM114 242V241H113ZM153 242V241H152ZM159 242V241H158ZM157 242V243H158ZM176 242V241H175ZM85 243V244H84ZM141 243V244H139ZM163 243V242H162ZM170 243V242H168ZM15 244V242H14ZM13 244V245H14ZM67 244L68 245H71L73 247L72 248H67ZM148 244V243H147ZM135 245V244H134ZM153 245V243H152ZM151 245V246H152ZM168 245V244H166ZM178 245V243H177ZM240 246V248H236V246ZM137 246V247H138ZM159 246V245H158ZM162 246V245H161ZM176 246V244L174 245ZM182 246V245H181ZM179 246V247H181ZM134 247V246H132ZM136 247V246H135ZM169 247V246H168ZM70 249L69 252H67L65 249ZM92 248V247H91ZM151 247H149V250ZM157 248V247H156ZM159 248V247H158ZM161 248V247H160ZM164 248V246H163ZM166 248V247H165ZM172 248L173 250V247H170ZM169 248V249H170ZM62 249V250H61ZM88 249V248H87ZM128 249V248H127ZM133 249V248H132ZM131 248H129V251L132 250ZM75 250V252H74ZM93 251H96L95 249H91ZM164 250V249H162ZM180 250V249H179ZM207 250V249H206ZM83 251V252H82ZM136 251V250H135ZM148 251V250H147ZM155 251V250H154ZM202 251H205L202 249ZM201 251V252H202ZM208 251V250H207ZM112 252V251H111ZM134 252V251H133ZM158 253V250L156 251ZM83 254V255H78V254ZM148 253V252H147ZM176 253V252H175ZM184 254V252H182ZM156 254V253H155ZM187 254V253H186ZM77 256H82L81 259H88L84 262H81V263H78L80 260H77ZM111 259L105 263V264H141L140 260H137V257L139 259V256L141 255H137V257L135 256L134 259H133V255H131V251H130V254L128 255V253L126 251H122V253H118V250L115 252V253H110L109 254ZM136 255V254H135ZM156 256V255H154ZM204 256V254H203ZM129 257L131 258V261L129 260ZM157 257V256H156ZM257 258H261L263 263H255V261H257L258 259ZM103 259V258H101ZM109 259V258H108ZM135 260H137V262H135ZM160 261V258L158 259ZM158 260L155 258L153 259V256H149L148 254H146L144 256V258L142 259V261L145 263V264H166V263H159ZM203 260V259H202ZM261 262V261H260Z\"/></svg>",
	"mask_w": 264,
	"mask_h": 264
},
{
	"label": "water",
	"instance_id": "water-1",
	"mask_svg": "<svg viewBox=\"0 0 264 264\" xmlns=\"http://www.w3.org/2000/svg\"><path fill=\"white\" fill-rule=\"evenodd\" d=\"M241 5H242V3H239L236 8L240 7ZM229 25H230V22L227 21V20H224V22L222 23V25L220 26L219 29H217L216 31L212 32L211 34H209L208 36H206L204 38H199L195 43H201V42H204V41H206L208 39L213 38L214 36L220 34L222 31H224ZM129 39H133V40H137V39H148L153 44L155 43L154 38L152 39L151 35H149V34H142V35H122V36H119V37L114 38V39L111 38V39L106 40L97 49V51L95 53H93L86 61L83 62L82 65L83 66L84 65H87L91 60H93L95 57H97L98 56V53L100 51H102L106 47V45L108 43L115 42V41H119V40H129ZM180 46H181V44H177L176 45V47H180ZM162 48L165 49V47H162ZM79 71H80V69H73V70H71L69 72L62 73V74L56 75V76L51 77V78H48V77L42 78L39 81V84L34 89H32V90H30L28 92L26 106H25L26 113H25L24 124L19 129V131L15 134V136L13 137V139L0 151V159L10 151V149L13 147V145L15 144V142L22 136V134L25 131L26 122H27V119H28V116H29V105H30V98H31V96L40 88V86H42L43 84H45L48 79H58V80H60V79L66 78L68 76L77 74V73H79Z\"/></svg>",
	"mask_w": 264,
	"mask_h": 264
}]
</instances>
